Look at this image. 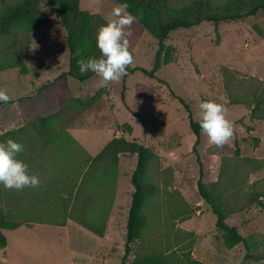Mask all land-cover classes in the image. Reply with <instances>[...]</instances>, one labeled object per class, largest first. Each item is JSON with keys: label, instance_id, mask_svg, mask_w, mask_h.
Segmentation results:
<instances>
[{"label": "rangeland", "instance_id": "1", "mask_svg": "<svg viewBox=\"0 0 264 264\" xmlns=\"http://www.w3.org/2000/svg\"><path fill=\"white\" fill-rule=\"evenodd\" d=\"M189 1L170 3L181 7ZM209 1L225 6L229 0ZM119 5L117 0H79L80 9L97 13L107 22L115 19L112 12ZM40 7L52 19L48 25L0 39V47L7 51L5 57L16 56L26 67V74L18 67L0 72V88L11 98L0 103V135L30 125L19 137L25 147L27 143L34 146L36 160L45 150L43 145L49 143L44 153L50 152L51 159L61 156L65 161L76 151V162L85 155L92 157L113 138L142 143L153 153L146 175L156 194L144 206L146 226L141 239L132 244L136 253L165 254L169 247L178 251L186 240L176 243L175 237L192 233L191 255L203 264H264V119L251 115L252 103L231 104L225 88L226 69L242 80L247 91L254 88L252 82H264V13L220 23L217 29L204 22L173 31L165 41L162 64L154 77L135 70L104 87L96 75L85 81L68 77L64 101L60 96L52 100L43 90L69 69L66 33L57 16L58 0H40ZM131 31L128 41L134 61L130 66L151 70L157 40L137 21ZM178 97L189 104L195 120L202 101L214 100L228 109L227 118L234 125L231 140L217 147L202 132L197 149L204 181H218L214 190L221 193L223 201L241 209L230 214L227 223L238 227L248 248L243 243H225L214 215L198 193L199 166L192 149L195 136ZM56 102L67 106L59 111ZM41 127L44 134L36 130ZM37 163L29 161L28 172L39 178L38 187L12 189L1 195L2 207L11 209L13 218L27 225L3 231L7 245L0 249V264H119L136 155L120 154L116 165L102 170L108 184L102 185L101 177L90 184L97 194L114 186L112 215L103 237L66 218L68 185L76 175L64 177L62 173L56 178L59 172L50 161L40 168ZM83 166L75 165L73 173L82 171ZM59 179L61 189L56 188ZM97 207L93 199L86 217L98 216L93 212ZM62 220L66 224L57 225ZM133 257L134 253L130 254L126 264H131Z\"/></svg>", "mask_w": 264, "mask_h": 264}, {"label": "trees", "instance_id": "2", "mask_svg": "<svg viewBox=\"0 0 264 264\" xmlns=\"http://www.w3.org/2000/svg\"><path fill=\"white\" fill-rule=\"evenodd\" d=\"M120 4L127 3L128 11L137 15V22L157 40V51L151 70L142 69L140 67L128 66L127 74L135 70H141L144 74L154 77L155 72L160 69L162 64V56L165 51V41L169 35L178 29H189L204 22H211L217 29L218 24L228 23L233 21H242L247 17L254 16L258 12L264 13V0H229L225 6H218L211 3L209 0H191L181 7H172L170 0H117ZM57 16L61 21L66 36V44L69 51V69L66 72L60 73L55 82L45 84L43 90L49 95L52 100L55 96L64 99V86L67 83V78L72 77L78 81H85L95 74L89 72L81 75L79 71V61L87 57H99V49L96 48V32L98 28L107 23V21L97 13H91L80 9L79 0H58ZM48 13L40 7V0H0V39L4 37H12L20 30L24 32H32L43 28L51 22ZM132 53V51L129 49ZM7 55L6 48L0 47V72L9 68H20L26 74V67L16 56ZM231 71L225 70V88L228 93L231 104H249L252 103L251 115L254 118L264 119V82L258 81L256 84L252 82L250 91L245 89V84L235 76L230 75ZM253 79V78H252ZM255 80V79H253ZM257 81V80H255ZM188 113L189 127L195 136L193 144V152L196 156L199 166V176L197 180L198 193L203 201L207 204L211 213L215 217V226L222 232L225 243L228 246H235L243 243L248 248L247 239L239 232L236 225L227 223V218L230 214L241 210L231 203L223 201L221 193L216 192L214 187L218 181L207 183L204 181L203 163L199 156L197 147L201 141V129L198 120L193 118L189 104L184 99L178 97ZM65 101V99H64ZM62 101V103L64 102ZM57 103V102H56ZM61 103V101H60ZM59 111L66 108L67 103L62 105ZM48 120L51 117L47 118ZM44 120V119H42ZM21 129L6 131L0 135V141H6L11 138L24 145V140L19 135L26 134L30 125ZM31 128V127H30ZM38 133H43V127L37 129ZM44 134V133H43ZM70 139V138H69ZM47 142H51L48 139ZM70 139L69 143L73 144ZM24 145V151L18 154V159L23 160L27 165L28 162L38 164V167L44 166L47 161H50L51 166L59 172L56 178H60L62 173L64 177L76 175L72 184L68 185V194L66 196L67 206L66 218L78 223L93 234L103 237L105 227L112 204L113 190L112 188L104 187L97 194V190L91 189L93 182L101 177V184H108L102 170L108 166H114L118 162V157L123 153L136 155L135 168L131 174V184L133 192L127 212L126 219V237L124 242V253L119 264H126L127 258L134 253L131 264H203L202 261L192 257L190 249L194 240L190 236L192 233H187L179 237H175L176 243L184 242L179 250H172L170 247L166 249V253H136L132 244L142 237V229L146 226V218L143 214L144 206L147 200L156 194L155 186L147 179V168L150 160L153 157L152 151L142 143L136 141H127L123 138H113L109 140L103 148L94 156L85 155L84 159L76 162L77 152L74 151L67 156L64 161L61 156L59 159H51L48 145H43L41 155L36 160L35 148L33 145ZM31 149V151L29 150ZM70 152V150H68ZM239 148L236 147V154H239ZM36 161V162H35ZM83 164V170L73 173V167L77 164ZM29 170V168H28ZM64 170V171H62ZM71 173V174H70ZM71 183V182H69ZM56 188L61 189V180H58ZM93 188V187H92ZM92 190L93 193L90 191ZM0 185V198L3 192H10ZM97 197V198H96ZM98 204L94 213L98 216L86 217L92 200ZM2 200V198H1ZM0 200V202H1ZM253 200V199H252ZM252 200L251 203L253 202ZM10 201L6 199L5 202ZM254 203V202H253ZM0 203V249L6 247L7 239L4 230H12L22 225H27L26 221H21L13 218L12 210L5 209ZM187 206V205H186ZM187 210V208H185ZM184 209V210H185ZM191 212V209L187 210ZM188 214V213H187ZM187 216V215H186ZM184 216V217H186ZM66 220H62L57 225H65Z\"/></svg>", "mask_w": 264, "mask_h": 264}, {"label": "clouds", "instance_id": "3", "mask_svg": "<svg viewBox=\"0 0 264 264\" xmlns=\"http://www.w3.org/2000/svg\"><path fill=\"white\" fill-rule=\"evenodd\" d=\"M127 9L126 2L120 4L113 9L115 19L98 28L95 42L100 56L79 61L80 74L91 72L100 77L101 87L126 76L128 66L134 61L128 37L132 35L131 25L139 17ZM10 99L6 90L0 88V103H8ZM199 109L198 124L209 143L217 147L227 144L234 134L233 122L227 118V107L214 100H205L199 104ZM23 151L24 145L16 140L0 141V185L5 189L19 191L25 187L36 188L40 184L36 175L29 174L28 165L18 159V154Z\"/></svg>", "mask_w": 264, "mask_h": 264}, {"label": "crops", "instance_id": "4", "mask_svg": "<svg viewBox=\"0 0 264 264\" xmlns=\"http://www.w3.org/2000/svg\"><path fill=\"white\" fill-rule=\"evenodd\" d=\"M96 154H97V153H96ZM96 154H95V155H96ZM93 156H94V155H93ZM111 215H112V214L110 213V215H109V218H108V219H110V218H111ZM68 221H71V219H68Z\"/></svg>", "mask_w": 264, "mask_h": 264}]
</instances>
